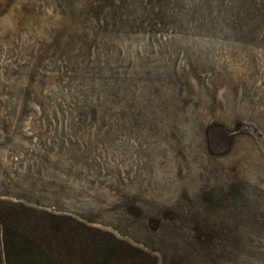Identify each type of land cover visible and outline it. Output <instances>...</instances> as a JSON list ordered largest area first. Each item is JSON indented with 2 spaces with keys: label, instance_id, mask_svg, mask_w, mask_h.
<instances>
[{
  "label": "rangeland",
  "instance_id": "1",
  "mask_svg": "<svg viewBox=\"0 0 264 264\" xmlns=\"http://www.w3.org/2000/svg\"><path fill=\"white\" fill-rule=\"evenodd\" d=\"M0 198L264 264V0H0Z\"/></svg>",
  "mask_w": 264,
  "mask_h": 264
},
{
  "label": "trees",
  "instance_id": "2",
  "mask_svg": "<svg viewBox=\"0 0 264 264\" xmlns=\"http://www.w3.org/2000/svg\"><path fill=\"white\" fill-rule=\"evenodd\" d=\"M237 234V232H236ZM248 237L247 242L255 240ZM195 246L169 264H205L212 238L199 233ZM113 231L38 205L0 198V264H166Z\"/></svg>",
  "mask_w": 264,
  "mask_h": 264
}]
</instances>
